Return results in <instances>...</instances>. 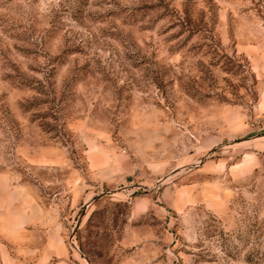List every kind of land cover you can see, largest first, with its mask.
<instances>
[{
  "label": "rangeland",
  "instance_id": "374dc122",
  "mask_svg": "<svg viewBox=\"0 0 264 264\" xmlns=\"http://www.w3.org/2000/svg\"><path fill=\"white\" fill-rule=\"evenodd\" d=\"M263 63L264 0H0V264H264Z\"/></svg>",
  "mask_w": 264,
  "mask_h": 264
},
{
  "label": "crops",
  "instance_id": "0c3cea01",
  "mask_svg": "<svg viewBox=\"0 0 264 264\" xmlns=\"http://www.w3.org/2000/svg\"><path fill=\"white\" fill-rule=\"evenodd\" d=\"M254 71L260 70L258 73L261 75V70L264 71L263 64H254ZM262 66V69L260 68ZM254 118L257 120V124L253 125L249 129V136L245 137L246 145L248 148L253 149V153L264 154V76L260 77L259 87H258V99L254 107Z\"/></svg>",
  "mask_w": 264,
  "mask_h": 264
}]
</instances>
